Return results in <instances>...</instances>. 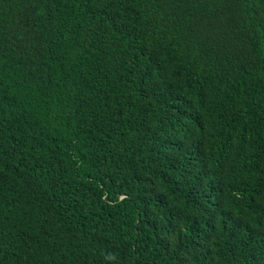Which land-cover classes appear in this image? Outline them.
Returning a JSON list of instances; mask_svg holds the SVG:
<instances>
[{"label": "trees", "instance_id": "obj_1", "mask_svg": "<svg viewBox=\"0 0 264 264\" xmlns=\"http://www.w3.org/2000/svg\"><path fill=\"white\" fill-rule=\"evenodd\" d=\"M0 264H264V0H0Z\"/></svg>", "mask_w": 264, "mask_h": 264}]
</instances>
